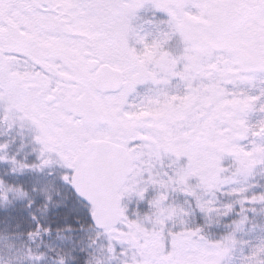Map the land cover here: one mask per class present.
I'll return each instance as SVG.
<instances>
[{"label": "snow or ice", "instance_id": "6c2138e0", "mask_svg": "<svg viewBox=\"0 0 264 264\" xmlns=\"http://www.w3.org/2000/svg\"><path fill=\"white\" fill-rule=\"evenodd\" d=\"M0 264H264V0H0Z\"/></svg>", "mask_w": 264, "mask_h": 264}]
</instances>
